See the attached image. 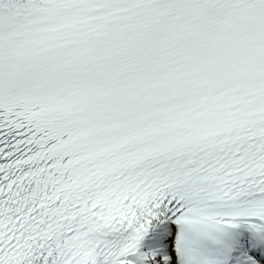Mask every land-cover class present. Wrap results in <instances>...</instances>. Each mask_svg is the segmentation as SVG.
<instances>
[{"label": "snow or ice", "instance_id": "1", "mask_svg": "<svg viewBox=\"0 0 264 264\" xmlns=\"http://www.w3.org/2000/svg\"><path fill=\"white\" fill-rule=\"evenodd\" d=\"M0 264H264V0H0Z\"/></svg>", "mask_w": 264, "mask_h": 264}]
</instances>
